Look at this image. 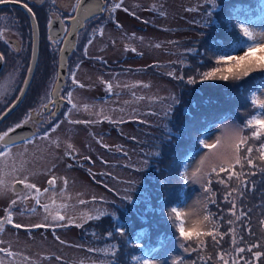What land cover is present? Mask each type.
Instances as JSON below:
<instances>
[{
  "label": "rangeland",
  "instance_id": "1",
  "mask_svg": "<svg viewBox=\"0 0 264 264\" xmlns=\"http://www.w3.org/2000/svg\"><path fill=\"white\" fill-rule=\"evenodd\" d=\"M238 1L244 0H122L115 12L116 23L104 18L85 34V55L84 45L76 53L79 26L99 14L73 20L74 41L70 47L65 45L67 50L64 46L59 59L69 63L74 55L66 83L69 80L67 84L73 88L75 107L61 116L60 124L46 129V135L15 147L0 160L8 184L7 190L0 191V207L11 194L17 196L12 186L15 180L36 186L18 194L28 204L25 209H12L14 227L0 236V247L6 249L0 252L2 264H136L137 243L150 244L153 237L168 229L173 230L172 236L146 250L143 257L149 264H223L221 256L229 264L233 258L240 264L244 260L264 264L263 255L258 260L253 257L259 250L257 241L264 244L260 208L264 201V159L247 126L250 110L254 117L264 119V109L257 103L250 107L247 101L255 79L264 71L236 82L204 80L199 75L214 65L210 57L246 51L249 41L233 49L228 35L231 8ZM250 27L259 31L264 28V19L251 21ZM37 37L33 36L34 42ZM217 39L231 50L221 55ZM56 54L42 50L34 74L35 90L41 82L45 92L54 90L51 82L59 77L60 68ZM7 77L17 79L19 72L9 70L7 76L0 77V83H6ZM190 77H195L196 83L189 84ZM204 85L215 87L209 94L203 91ZM61 86L56 88L59 96ZM253 99L264 101V82ZM220 114L227 117L212 125L203 137L207 144L217 147L202 146L188 156L181 175L185 198L177 207L185 214L184 219L192 208L209 214L207 209L213 201L228 206L222 212L215 208L217 216L227 222L228 233L220 237L210 219L206 228L216 238H204L205 246L201 247L179 236L169 218V201L177 192L179 161L194 145L203 123ZM237 126L239 135L248 137L240 153L244 167L235 168L248 182L242 189L235 177L227 181V173L219 178L211 174L213 167L234 163V148L229 147L228 137ZM249 146L253 152L248 158L255 167L245 159ZM220 179L226 182L219 183ZM52 180L55 182L50 184ZM255 190L257 196L253 198ZM243 212L253 216V225L246 230L240 222ZM58 216L64 219H54ZM147 222L152 226H144ZM137 229L141 230L139 239ZM238 247H244L245 253L238 254ZM248 248H252L251 253Z\"/></svg>",
  "mask_w": 264,
  "mask_h": 264
},
{
  "label": "flooded vegetation",
  "instance_id": "2",
  "mask_svg": "<svg viewBox=\"0 0 264 264\" xmlns=\"http://www.w3.org/2000/svg\"><path fill=\"white\" fill-rule=\"evenodd\" d=\"M103 1L106 5L103 13L87 20V26L85 22L84 26H81V29L79 28L80 33L76 35V53H80V46L86 38L85 34L90 31L92 25H96L103 21L104 18L109 17L112 19L110 20L109 18L110 23H116L115 12L118 9L112 11V8L116 3L121 5L122 0ZM25 4L28 5V8L32 9L37 25L36 28L33 25L34 21L29 11L24 7ZM76 5L77 0H3V2H0V55L4 57L3 60H0V77L7 76L9 70L14 69L19 72V77L17 79L7 77L6 83H0V90L3 92V94L0 95V134L12 128L17 123L23 125L16 129H21L20 136H25L27 133L32 132L31 136L16 141L11 151L17 146L28 144L29 139L35 140L38 137H42V135H46L48 133L46 129L56 123L59 124L62 120L61 116L63 117V114L70 111L73 105L71 97V104L69 103L68 96V93H71L73 88L71 84H67L69 80L66 83V79L65 84L61 86L62 89L59 96L56 90L58 87L57 78L54 79L53 83L51 82V86L54 90L52 89L53 91L50 92L49 89L45 92V84L42 82L37 84L36 90L34 89L35 80L33 75L27 92L22 99H20L21 97L19 98V96L21 91L23 93L32 64L30 54L34 51L35 45L37 44V41L34 42L33 40L35 30L39 38L38 58L35 67L36 72L40 64V54L43 49H47L48 51L54 50L55 53L57 52L58 55L56 54L55 56L58 60L62 49L70 37H72V41L74 37L71 36L72 21L76 17L78 10ZM65 29L68 31L67 36H65ZM52 37L61 42L59 44L52 43L50 40ZM31 57H33V53ZM73 57L74 55L69 60L68 69H71ZM75 60H77V63L80 61L78 57ZM18 98L20 99L19 103ZM45 104L49 106L44 108L43 105ZM30 116L35 118L30 119ZM12 134L13 133H10L13 139ZM4 158L6 159V157ZM4 158H0V160ZM19 181L20 180H15L12 183L17 196L15 197L14 193L11 194L6 204H2L0 207V222H3L0 236L4 230L6 231L8 228L13 229L14 227L13 220L11 223H8L5 219L11 213L12 209L14 207L25 209L28 204L26 198L21 199L18 195L25 192L24 186L21 185ZM17 189H19V191H17ZM13 200L17 201L15 205L12 204ZM1 245L0 241V246Z\"/></svg>",
  "mask_w": 264,
  "mask_h": 264
},
{
  "label": "snow or ice",
  "instance_id": "3",
  "mask_svg": "<svg viewBox=\"0 0 264 264\" xmlns=\"http://www.w3.org/2000/svg\"><path fill=\"white\" fill-rule=\"evenodd\" d=\"M0 2H3V0H0ZM82 6L81 4V0H77V9H79ZM24 7L29 11V13H32V9L28 8V5L25 4ZM103 7H106V5H102L101 10H103ZM212 7H215V4H212ZM120 8V4L116 3L113 5L112 11H114L115 9ZM126 11V9H125ZM260 13L261 15L258 17H254L253 14L251 13V11L249 10H244L242 15L245 17L244 19H238L236 21V24L239 26L240 30L244 33V35L246 37L249 38V40L251 41L247 48L246 51L243 52V54H239V55H230L228 57H220L217 59L216 61V66L215 67H211L208 71L205 72H201L199 73V75L204 79V80H223V81H228L230 79H239L240 77L243 76H249L250 73L256 72V71H260L261 69H264V63H253L252 61H248L247 63H245L246 58L249 56V53H251L254 49L257 48H261L264 47V28H260L259 31L253 32L250 30V24L251 21L253 19H264V0H262L261 5H260ZM240 13H238L239 15ZM209 18L212 16V13L209 12L208 13ZM208 21H205L204 26H207ZM78 31V29H77ZM102 34V33H101ZM68 35V31L67 29H65V36ZM51 42L54 44H59L61 41L57 40L56 38L52 37L50 38ZM92 41V37H89V43H91ZM159 46V45H157ZM191 51V50H190ZM4 57L2 55H0V60H3ZM231 60H236L239 61V63L237 65H235L234 67L229 63V61ZM181 79H183L181 77ZM73 81L75 83L74 77H73ZM189 84H194L196 83V78L195 77H190L187 81ZM80 87H83V85H79ZM111 87V86H109ZM3 92L2 90H0V95H2ZM69 96V103L71 104V93H68ZM51 103V101H50ZM253 103H257L259 105V108L264 109V101H259L254 99ZM49 105L45 104L43 105L44 108H47ZM72 107L74 108L75 105H72ZM167 115V114H166ZM30 119H34L35 117L30 116ZM23 125L21 123H17L15 126H13L12 128L4 131L2 134H0V158H4L7 157L11 154V148L14 144H16V141L12 139V136L10 135V133H14L15 130L17 128L22 127ZM247 126L249 128L255 129L254 131H252V136L259 139L261 136H264V119H260L257 117H253L252 119L248 120L247 122ZM169 132L171 131L170 129L168 130ZM239 131L240 129L237 127H235L232 131V133L229 135L228 137V141H229V147L230 148H234V163L232 164H225L219 167V169H217L216 167H213L211 170V174H215L216 176H219L221 173H227V181H231L234 177L241 181L240 183V187L241 189L246 187L248 182L246 180H243V172H237L235 170L236 166H239L241 168V170L244 167V163L242 162V158L240 156L241 151H243L245 149V145L247 144V140L248 137L246 136H241L239 135ZM46 138V137H44ZM28 142H31V139H29ZM200 143L206 148V149H215L217 147V144H207L205 142V140L201 139ZM219 143V141L217 142ZM259 151L262 153L261 155V159H264V142H262L260 144V148ZM253 152V148L252 147H247L246 148V162L249 166L251 167H255V165L253 164V160L248 158L251 157V154ZM262 172H264V168L261 169ZM0 191H5L8 188V184L6 182L5 179H3V176H6L7 173L4 172L3 168H0ZM209 174V175H211ZM185 178L187 179V176H185ZM55 181H49L50 184L54 183ZM219 183H225L226 181L224 179H220L218 181ZM19 183L21 185L24 186L25 189H35V185L34 184H29V183H25V180H20ZM209 183H211V181L209 180ZM210 190V189H209ZM17 191H19V189H17ZM233 191H236V189H233ZM229 195H231V193H229ZM23 199V197L21 198ZM125 200L129 199V197H124ZM17 203L16 200L12 201V204L15 205ZM37 203H39V200H37ZM81 203H84V201H81ZM45 210H47L48 206L44 205ZM171 214L169 218L170 219H174L175 220V227L178 229L179 232V236L182 237V239L184 241H195L198 244H200L201 247L205 246V239L206 237H212L214 240L216 238V234L211 231L208 230L206 227H202L199 231H197L195 234H189L188 232L185 231V219H184V213L181 212L179 210L178 207H173L170 209ZM233 215H235V210L233 208ZM91 218V217H89ZM211 218V214H207L204 215V220L207 222H209ZM8 223L12 222V217L9 214L6 218ZM54 219H59V220H63L64 217L63 216H58V217H54ZM2 223L0 222V231H2ZM229 223H231V221H229ZM43 225H35V227H42ZM15 227L19 228L21 227L20 224H15ZM122 231V230H121ZM111 235V233L109 234ZM181 247H185V245H181ZM254 247H258V245H254ZM6 251L3 248H0V252H4ZM91 251V250H90ZM246 249L244 247H238L236 249V252L238 254H242L245 253ZM247 251L249 253L252 252V248H248ZM262 255H264V253H261L259 251L253 253V257L255 259H259ZM221 260L223 261V264H229V261L224 260L223 256H221ZM0 264H2V261H0ZM144 264H149V262L147 260L144 261ZM231 264H240V261L237 260L236 258H233L231 261ZM243 264H250L249 260H244Z\"/></svg>",
  "mask_w": 264,
  "mask_h": 264
},
{
  "label": "trees",
  "instance_id": "4",
  "mask_svg": "<svg viewBox=\"0 0 264 264\" xmlns=\"http://www.w3.org/2000/svg\"><path fill=\"white\" fill-rule=\"evenodd\" d=\"M261 2L262 0H244V1H238L236 2L234 8H231V11H232V15H230L231 17V20H230V23L231 24V30L228 32V35L230 37V39L232 40L231 42V47H233V49H236L240 46H245L248 44V40L247 38H245L241 32L239 31V29L237 28L236 26V21L238 19H244L245 17L242 15L243 11L244 10H249L251 11V13L253 14L254 17H258L261 15L260 13V5H261ZM238 13H240L238 15ZM255 20V19H253ZM252 20V21H253ZM221 42V46H219V48L221 49V55H224L226 53L227 50H231L230 47H225L224 46V43L222 40L220 39H217ZM218 46V45H217ZM232 49V50H233ZM85 58L86 60H90V58H88L87 56L86 57H83ZM264 72H260V74L257 76V78L255 79L254 81V84L253 86L251 87V89L249 90V94H248V97H247V101L249 103V106L251 104L250 107H256V103H253V96L257 90V88H259L260 86H262L264 80ZM215 86H211L210 87H206L205 85L203 86V91H206V92H212L211 90L214 88ZM196 86L193 88L195 89ZM202 90V89H201ZM205 96V95H204ZM200 99H203V97H201ZM198 99V100H200ZM251 100V101H250ZM202 113V112H201ZM249 115V118L248 120L252 119L254 116H256V114L254 113H251V110L249 111L248 113ZM247 115V116H248ZM225 117H227L225 114H220L218 115L217 117L214 118L213 121H206L203 123V126L198 129V132L197 134L195 135V142H194V145L188 149L186 151V153L182 156L181 160L179 161V164H178V168H177V177L179 179V184H178V188L176 189V193L174 192L171 196V199L169 201V210L171 209V207H177L180 202H182L184 200V184H185V181L184 179L182 180L181 179V175H182V170L184 169V163H185V160L188 158V156L192 155L194 152L198 151V149H200L203 145L200 143V140L203 139V137L205 136V133L206 131L214 124L216 123H219L221 122ZM247 120V121H248ZM255 129H252L250 128L249 131L252 133V131H254ZM262 138H254L252 137V139L256 140L255 141V145L259 151V148H260V144L262 142H264V136H261ZM252 145H254V143H251ZM254 145V146H255ZM226 173H221L219 176H217L218 178L221 177V176H224ZM214 178L216 177L215 174H213ZM253 198H255L257 196V191H253ZM219 198V196H218ZM222 199V198H221ZM215 208H219V210L222 212L226 209H228V206L226 203H220L219 202H211V204L209 205L207 211L208 213L211 214V220H212V224L216 230V233L220 236V237H223L224 235H226L228 233V225H227V222L225 221V219L222 218L221 215L217 216L216 212H215ZM260 208H262L261 210V218L262 220H264V201L262 203H260ZM229 212V211H228ZM174 216V214H172ZM174 221V226H175V220L173 219ZM243 225H242V228L246 230V228H251L252 225H253V216L252 215H249L247 214V212H243V217H242V220L240 221ZM148 223V224H147ZM147 223H144L146 225H150L152 226V223L151 222H147ZM154 228V227H153ZM176 228V227H175ZM140 229H137V235H138V238H141L140 236V232L138 233ZM177 230V233L178 232V229L176 228ZM147 231L151 232L152 233V229L148 230ZM174 234L173 230L172 229H168V230H163L161 232H159L155 237L152 238L151 240V243L150 244H138L137 243V249H138V260L136 261V264H144V261L146 260L143 256L144 254L146 253V250L148 249H152L154 248L155 246H158L162 240H166L168 237L172 236ZM225 241H223L224 243ZM259 245V252L261 253H264V244H260L258 241L257 243ZM152 247V248H151ZM195 256V253H193V256L191 257L193 259V257ZM264 256V255H263ZM197 264V262H196ZM212 264V263H211Z\"/></svg>",
  "mask_w": 264,
  "mask_h": 264
},
{
  "label": "water",
  "instance_id": "5",
  "mask_svg": "<svg viewBox=\"0 0 264 264\" xmlns=\"http://www.w3.org/2000/svg\"><path fill=\"white\" fill-rule=\"evenodd\" d=\"M81 4H82V6L77 10V14H76L77 17H76V19L74 18L73 20H78L80 18L86 19L88 17L93 16L96 13L102 14L103 10H101V7H102V5H105L103 0H81ZM30 15L32 17V20L34 21L33 25L36 28L37 25H36V21H35L34 15H33V13H31ZM84 24L85 23H82L79 27L84 26ZM75 26H76V22L72 21L71 34H73L72 32H73ZM35 35L37 36L36 30H35ZM71 38L72 37H70L68 42L65 44L66 46L69 45V47H70V45L74 41L75 35H74L72 41H71ZM37 41H38V37H37ZM66 46H65V50H67ZM72 48H73V46L71 47V50H72ZM33 52H34L33 53V61H32V64H31V67H30V70H29V75L27 77V81H26V84H25V87H24V90H23V93H22L20 99H22L23 96L25 95V93L27 92V89H28V87L30 85V82H31V80L33 78V75H34V72H35L36 62H37V58H38V42L35 45V48H34ZM60 60H61V58L59 59L60 68H59V74H58L59 77L57 78L58 79L57 80V86L58 87L61 86L62 84H65V79L67 77V72H68V63L66 62L67 59L66 60L63 59L61 61ZM64 60H65L66 65H64ZM62 80H63V83H62ZM20 99L18 100V103H19ZM20 132H21V129H18L12 134L13 135V140H15V141L22 140L23 138L25 139V138H27V137L32 135V132H29L25 136H20Z\"/></svg>",
  "mask_w": 264,
  "mask_h": 264
},
{
  "label": "clouds",
  "instance_id": "6",
  "mask_svg": "<svg viewBox=\"0 0 264 264\" xmlns=\"http://www.w3.org/2000/svg\"><path fill=\"white\" fill-rule=\"evenodd\" d=\"M237 28L241 32V34L247 38L249 42L248 37L244 35V33L240 30L239 26L236 24ZM250 30L253 32H256L257 30L253 27H250ZM227 56H213L210 57L211 59L214 60V65L212 67L216 66V61L220 57H228ZM252 61L253 63H264V47L254 49L251 53H249V56L246 58L245 63L248 61ZM229 63L234 67L239 63V61L236 60H231ZM260 71H264V69H261ZM251 74V73H250ZM247 76L240 77L239 79H230L228 81L236 82L239 81ZM173 208V207H171ZM172 222V219H170ZM202 227H206V221L204 220V215L201 213V211L197 208H192L188 210L187 215L185 216V231L188 232L189 234H195L197 231H199ZM182 238V237H181Z\"/></svg>",
  "mask_w": 264,
  "mask_h": 264
},
{
  "label": "bare ground",
  "instance_id": "7",
  "mask_svg": "<svg viewBox=\"0 0 264 264\" xmlns=\"http://www.w3.org/2000/svg\"><path fill=\"white\" fill-rule=\"evenodd\" d=\"M60 124V123H59Z\"/></svg>",
  "mask_w": 264,
  "mask_h": 264
}]
</instances>
